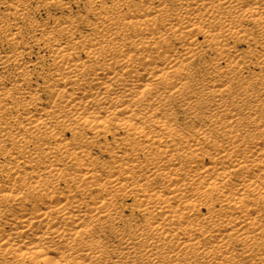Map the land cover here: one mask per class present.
<instances>
[{
	"label": "bare ground",
	"instance_id": "bare-ground-1",
	"mask_svg": "<svg viewBox=\"0 0 264 264\" xmlns=\"http://www.w3.org/2000/svg\"><path fill=\"white\" fill-rule=\"evenodd\" d=\"M0 264H264V0H0Z\"/></svg>",
	"mask_w": 264,
	"mask_h": 264
}]
</instances>
